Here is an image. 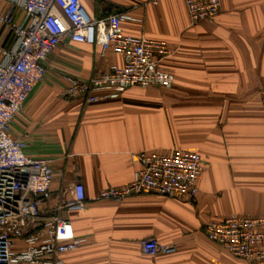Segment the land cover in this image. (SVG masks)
<instances>
[{"label":"crops","instance_id":"crops-1","mask_svg":"<svg viewBox=\"0 0 264 264\" xmlns=\"http://www.w3.org/2000/svg\"><path fill=\"white\" fill-rule=\"evenodd\" d=\"M92 17L122 13L124 34L167 43L161 62L173 86L130 87L96 103L61 96L62 74L87 78L120 65L99 45L64 43L48 56L47 74L14 118L11 133L25 153L53 159L51 209L81 182L85 207L63 213L83 241L66 264H249L206 236L205 224L231 215L264 218V0H220L211 20L190 24L184 0H81ZM0 0V9H9ZM15 18L21 13L12 10ZM13 42L12 33L3 39ZM200 153L205 167L194 201L142 193L120 202L98 199L130 182L140 151ZM154 237L165 250L141 251ZM257 264H264L259 262Z\"/></svg>","mask_w":264,"mask_h":264},{"label":"built area","instance_id":"built-area-1","mask_svg":"<svg viewBox=\"0 0 264 264\" xmlns=\"http://www.w3.org/2000/svg\"><path fill=\"white\" fill-rule=\"evenodd\" d=\"M0 9V264H66L63 254L76 249L83 239L71 233V221L63 213L81 211L85 192L81 182L70 188L67 199L51 209L42 205L50 197L55 175L53 159L25 153L22 137L11 133L14 118L22 111L35 86L47 74L45 62L64 43L97 44L122 58L120 65L87 78L62 74L61 96L96 103L121 97L130 87L173 86L174 76L161 65L171 51L167 43L145 35L124 34L121 22L128 16L109 13L92 17L81 0H5ZM157 3L158 0H149ZM190 24L211 20L220 0H184ZM20 10V18L12 10ZM12 33L10 46L3 39ZM137 168L130 182L107 186L98 199L120 202L153 193L194 201L205 162L200 153L175 148L140 151L131 155ZM208 239L233 256L257 264L264 261V218L231 215L211 219L204 226ZM144 254L165 250L154 237L142 239Z\"/></svg>","mask_w":264,"mask_h":264}]
</instances>
